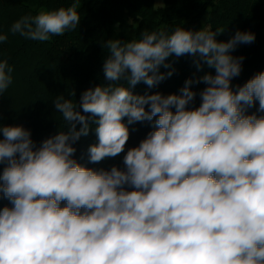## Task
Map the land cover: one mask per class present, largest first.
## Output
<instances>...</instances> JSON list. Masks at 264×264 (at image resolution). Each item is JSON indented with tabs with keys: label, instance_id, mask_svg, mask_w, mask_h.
<instances>
[{
	"label": "clouds",
	"instance_id": "1",
	"mask_svg": "<svg viewBox=\"0 0 264 264\" xmlns=\"http://www.w3.org/2000/svg\"><path fill=\"white\" fill-rule=\"evenodd\" d=\"M77 7L21 17L9 31L50 41L77 28ZM222 31L161 28L138 40L105 42L111 55L103 69L112 83L80 98L83 112L98 118L90 162L124 151V117L132 124L158 116L156 130L124 156V170L97 171L72 158V144L88 135L89 124L63 96L54 107L68 130L38 149L22 126L0 128V162L8 164L0 192L12 204L0 210V264H264V116L245 115L256 100L264 112V72L234 92L230 82L243 57L230 51L255 35L237 31L217 42ZM7 39L0 33V43ZM173 54H199L197 68L202 60L216 74L186 80L181 95L137 96L120 83L157 85L166 78L160 66L168 68ZM12 71L0 61V94L11 85ZM200 81L208 85L202 103L188 110L196 95L190 85Z\"/></svg>",
	"mask_w": 264,
	"mask_h": 264
},
{
	"label": "trees",
	"instance_id": "2",
	"mask_svg": "<svg viewBox=\"0 0 264 264\" xmlns=\"http://www.w3.org/2000/svg\"><path fill=\"white\" fill-rule=\"evenodd\" d=\"M161 2L164 7L157 5ZM73 3L78 5L81 20L75 30L67 31L62 36L40 42L19 34L13 35L9 31L11 25L21 17L68 8ZM177 27L192 32L223 29L215 37L217 42H228L237 31L255 35L253 42L238 44L230 51L233 57H243L239 76L230 82L234 92L255 75L264 72V0H0V33L8 36L7 41L0 43V61L7 60L13 69L11 85L5 93L0 94V128L22 126L30 131L34 150L38 149L44 140L68 130L62 114L54 107L56 98L63 96L77 105L76 110L88 118L89 124L88 135L81 136L72 144L76 149L72 158L81 166L97 171H110L113 166L124 170V156L156 130L158 116L152 121L132 124H128V118L124 117L122 122L129 130L124 151L116 157L92 163L88 150L99 143L95 132L97 125L93 123L98 118L83 112L81 95L88 89L94 90L97 86L112 83L105 77L103 69L111 55L103 46L106 41L118 39L128 42L140 39L144 31L163 28L171 33ZM197 59L199 54L169 56L165 60L169 67L161 65L159 68L166 78L153 87L144 82L135 86L123 80L120 83L137 96L156 93L163 96L181 95L180 89L185 86L186 80L197 81L205 74H216V70L203 64L202 60V66L198 69L194 62ZM170 71L172 75L167 76ZM207 86L203 81L190 85L196 95L186 106L188 110L200 106V93ZM145 110L150 111V106L145 105ZM171 110L175 112V108ZM252 114L264 116V112L259 111L258 100L253 106H246L245 115ZM81 126L77 124V130ZM3 139L0 131V140ZM7 166V161L0 162V176ZM125 190L134 189L125 185ZM65 204L61 202V207ZM4 207L11 208L12 204L0 192V210Z\"/></svg>",
	"mask_w": 264,
	"mask_h": 264
}]
</instances>
